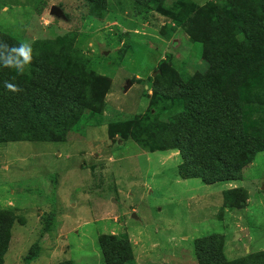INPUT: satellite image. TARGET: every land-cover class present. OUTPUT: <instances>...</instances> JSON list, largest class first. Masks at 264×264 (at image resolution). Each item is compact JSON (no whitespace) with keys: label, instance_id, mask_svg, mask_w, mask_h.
Masks as SVG:
<instances>
[{"label":"rangeland","instance_id":"1","mask_svg":"<svg viewBox=\"0 0 264 264\" xmlns=\"http://www.w3.org/2000/svg\"><path fill=\"white\" fill-rule=\"evenodd\" d=\"M105 9L96 19L84 0H0V35L13 46L69 36L109 89L63 144H0V216L13 218L3 264H104L97 240L109 234L130 236L127 264H198L194 242L205 237L221 238L226 261L264 264V152L239 180L205 185L179 178L177 151L124 138L134 118L159 107L161 74L208 71L203 46L130 0H105ZM33 245L36 258L25 261Z\"/></svg>","mask_w":264,"mask_h":264},{"label":"trees","instance_id":"2","mask_svg":"<svg viewBox=\"0 0 264 264\" xmlns=\"http://www.w3.org/2000/svg\"><path fill=\"white\" fill-rule=\"evenodd\" d=\"M84 1L91 16L104 17L105 0ZM130 1L140 12L170 19L191 43L201 44L208 71L182 77L174 71L161 74L153 92L159 107L134 118L124 138L153 152L177 151L181 179H199L205 185L239 180L243 169L264 152V0H225L201 7L191 0L169 5L168 0ZM0 42V55H12L3 47L12 42L2 35ZM31 49V63L23 74L0 66V144H63L61 137L90 124L109 89L90 71L69 36L35 42ZM5 81L22 91L9 92ZM4 216L0 264L13 226V218ZM209 238L194 242L198 264H258L257 258L226 261L221 238L214 243ZM97 243L104 264L134 259L125 234L100 235ZM37 252L33 245L25 261H33Z\"/></svg>","mask_w":264,"mask_h":264},{"label":"clouds","instance_id":"3","mask_svg":"<svg viewBox=\"0 0 264 264\" xmlns=\"http://www.w3.org/2000/svg\"><path fill=\"white\" fill-rule=\"evenodd\" d=\"M5 49H10L12 55L3 56L0 55V66L9 69H15L18 74H23L26 67L31 63L32 49L31 45L26 42H20L19 46H9L3 43ZM4 87L12 93H18L22 91L16 84L9 81L4 82Z\"/></svg>","mask_w":264,"mask_h":264},{"label":"water","instance_id":"4","mask_svg":"<svg viewBox=\"0 0 264 264\" xmlns=\"http://www.w3.org/2000/svg\"><path fill=\"white\" fill-rule=\"evenodd\" d=\"M50 14L60 16L61 12L57 8L51 7ZM126 89H127V87H124L123 91H126Z\"/></svg>","mask_w":264,"mask_h":264},{"label":"crops","instance_id":"5","mask_svg":"<svg viewBox=\"0 0 264 264\" xmlns=\"http://www.w3.org/2000/svg\"><path fill=\"white\" fill-rule=\"evenodd\" d=\"M180 178V177H179ZM129 238V242H130V236L128 237ZM131 244V243H130ZM131 247H132V245H131Z\"/></svg>","mask_w":264,"mask_h":264}]
</instances>
